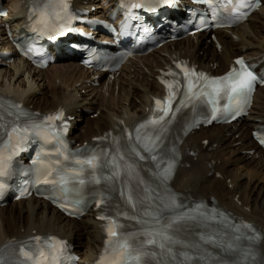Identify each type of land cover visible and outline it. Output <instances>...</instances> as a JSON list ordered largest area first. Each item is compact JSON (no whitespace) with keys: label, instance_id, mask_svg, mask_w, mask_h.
Segmentation results:
<instances>
[{"label":"bare ground","instance_id":"1","mask_svg":"<svg viewBox=\"0 0 264 264\" xmlns=\"http://www.w3.org/2000/svg\"><path fill=\"white\" fill-rule=\"evenodd\" d=\"M3 1L8 14L0 15V50L12 51L10 37L16 36L23 27L29 0ZM78 1L89 9L95 6L92 14L101 17L109 15L114 2ZM216 34L222 44L221 49L206 33L186 36L149 54L136 56L122 65L113 79L104 73L83 68L76 60L54 63L48 67L52 72L46 74V70L36 69L24 60L3 59L0 60V92L12 94L27 106L44 112L65 107L68 114L75 117L71 138L80 143L91 141L95 136L129 125L143 116L153 95L163 92L158 83L162 70L180 57L189 58L215 74L225 72L234 57L262 58L264 0L247 21L231 29L219 30ZM90 109L98 112L97 116L81 120L79 113ZM81 121L86 122L82 133L79 131L83 127ZM261 124H264V87L256 91L250 113L242 120L201 128L184 140L181 145L183 161L173 185L185 195L208 201L216 198L220 206L254 222L264 233V188L256 189L257 185L252 180L254 176L264 174V151L251 134ZM237 161H246L243 165L246 170L249 164H254L256 174L249 170L250 177L243 176L244 171L233 173L229 165ZM100 212L99 208L93 207L82 218L73 219L42 199L10 202L0 207V246L14 237L57 234L74 246L81 256L79 264H92L103 246Z\"/></svg>","mask_w":264,"mask_h":264},{"label":"snow or ice","instance_id":"2","mask_svg":"<svg viewBox=\"0 0 264 264\" xmlns=\"http://www.w3.org/2000/svg\"><path fill=\"white\" fill-rule=\"evenodd\" d=\"M167 2V0H161ZM211 4L212 0H206ZM231 2V0H229ZM142 4L134 3L132 8L142 7ZM248 0H237L233 6V11L239 12V9L251 7ZM69 0H37L33 7L35 17L34 31L50 33L58 29L65 31L70 30L67 25L75 17L69 10ZM151 10H155L151 6ZM245 13L239 12V15ZM236 18H239L237 16ZM58 21H63L59 23ZM51 38V36H49ZM236 64L239 68H233L231 72L223 77L209 78L204 73H196L195 70L183 68L184 78L187 81L186 91L183 99L179 102L180 107L193 106V111L197 102L210 106L211 119H215L220 111V100L223 98L227 101L224 108L227 110L234 107L240 110V105L246 104L253 91L254 84L257 80L255 73L245 64L242 59H238ZM203 81L202 84L196 82ZM169 88V96L164 100H156V110L160 113L159 117L155 115L151 120L146 121L136 128L135 143L129 145L131 156L144 160L142 152L148 153L150 159L156 162L159 171L154 172L153 176L157 177L161 184H165L172 174L173 161H164L157 153L162 148L163 133L167 131L166 124L175 119V112L180 111V107L173 109V101L176 92L172 91L173 84L165 82ZM203 98V99H202ZM19 109V106H15ZM172 116L167 122L165 118ZM6 117H12L7 119ZM21 117H26V122L20 123ZM63 112L47 116L41 123H35L28 114L22 111L15 113L2 109L0 106V177L11 175V161L13 155L22 146L29 134L41 136L46 143L55 141L58 147L54 153L38 152L36 158L32 161L35 167L32 171L35 174L36 184H46L52 186V198L61 196L76 207L80 208L85 202V188L88 184L99 185L103 179L109 186L115 184L121 178L122 173L127 176L128 182L136 180L138 184L144 185L142 194L134 196L133 189L128 186L127 193L124 187L119 189L121 197H126V203L135 210L139 205L144 206L142 217L135 215L128 217L137 220L141 225H145L139 232L125 233L120 231L123 227L117 222V219H109V225L106 229L108 240L106 247L97 264H192L193 261L204 259V257L193 256L186 249H199V244H189L177 237L176 233L182 222L187 220H196L197 217L190 213H177L176 210L181 207L176 201L174 195L167 191L161 195L156 189L151 188L139 175L137 165L130 163L125 159V153L120 151L119 141H116L117 147L115 153L109 155L106 152L92 151L89 155H82L80 152L70 153L67 145L60 137L57 130L56 121H63ZM151 126H159V131L155 135L144 134L142 129ZM191 127V125H189ZM66 131V125L64 129ZM131 141L132 134H128ZM261 142H264L262 140ZM166 163V167L161 168V164ZM110 169V174L103 175V169ZM100 171L98 175L97 172ZM6 184L0 182V196L3 195V189ZM98 197L97 205L104 204L111 197L106 195L105 191L94 193ZM159 201V203H155ZM63 206V205H62ZM199 210V206L197 211ZM172 213V215H165ZM120 213H117L119 216ZM127 216V213H123ZM204 216V213H200ZM228 228L233 230L232 239L227 242L218 240L216 237L201 236L205 244L221 249L225 254L240 253L244 261L233 260L231 262L217 256L214 258V264H247V258L251 255V249H244L241 242L244 240L258 239L259 237L248 236L242 229H251L252 225L228 224ZM227 233H225L226 235ZM43 239L44 243H41ZM20 255L26 258L28 264H59L62 257L66 242L57 240L55 237L41 238L34 237L33 241L20 242ZM25 249H29L26 251ZM35 252V259L32 253ZM0 264H5V258L0 255Z\"/></svg>","mask_w":264,"mask_h":264},{"label":"rangeland","instance_id":"3","mask_svg":"<svg viewBox=\"0 0 264 264\" xmlns=\"http://www.w3.org/2000/svg\"><path fill=\"white\" fill-rule=\"evenodd\" d=\"M202 54V53H201ZM49 73H51V71L49 70V71H47L46 72V74H49ZM52 80V79H51ZM83 93H85L84 91H83ZM51 94V93H50ZM50 96V95H49ZM51 96H52V94H51ZM50 96V97H51ZM49 97V98H50ZM93 114L91 113V112H84L83 113V115L81 116V119L82 118H84L85 120L87 119V120H91V119H93L94 118V116H96V115H93ZM81 124H82V128L79 130L81 133L84 131V129H85V126H86V122H84V121H81ZM257 160V159H256ZM245 162L246 161H237V162H234V163H231L230 165H229V168L233 171V173H235V174H239V173H242L243 171V176H246V177H250L251 175H250V173H248V170L249 171H251V172H254V174H256V168H255V170L253 169L254 167V164H249L250 166H247L248 168H247V170H246V168L245 167H243V165L245 164ZM252 170H254V171H252ZM252 175H253V173H252ZM257 177V178H256ZM230 180H231V178H230ZM229 180V181H230ZM252 180L254 181V185H257L256 186V189H258V188H260V187H263L264 188V174L263 175H259V176H254L253 178H252ZM257 183V184H256ZM231 186H232V184H231ZM256 189H255V192H256ZM259 190V189H258ZM260 212V211H259Z\"/></svg>","mask_w":264,"mask_h":264}]
</instances>
